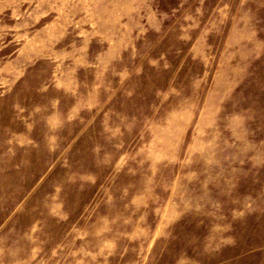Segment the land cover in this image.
Returning a JSON list of instances; mask_svg holds the SVG:
<instances>
[{"label": "rangeland", "instance_id": "rangeland-1", "mask_svg": "<svg viewBox=\"0 0 264 264\" xmlns=\"http://www.w3.org/2000/svg\"><path fill=\"white\" fill-rule=\"evenodd\" d=\"M0 264H264V0H0Z\"/></svg>", "mask_w": 264, "mask_h": 264}]
</instances>
